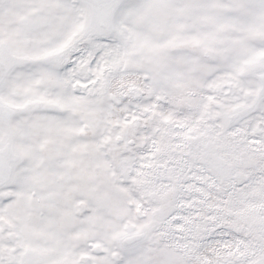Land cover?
I'll return each instance as SVG.
<instances>
[{
  "label": "snow or ice",
  "instance_id": "snow-or-ice-1",
  "mask_svg": "<svg viewBox=\"0 0 264 264\" xmlns=\"http://www.w3.org/2000/svg\"><path fill=\"white\" fill-rule=\"evenodd\" d=\"M0 264H264V0H0Z\"/></svg>",
  "mask_w": 264,
  "mask_h": 264
}]
</instances>
